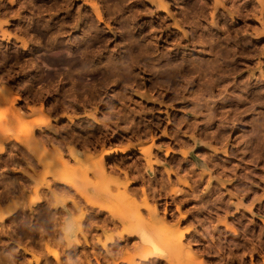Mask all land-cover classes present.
<instances>
[{
	"label": "rangeland",
	"instance_id": "obj_1",
	"mask_svg": "<svg viewBox=\"0 0 264 264\" xmlns=\"http://www.w3.org/2000/svg\"><path fill=\"white\" fill-rule=\"evenodd\" d=\"M14 207L0 264H264V0H0Z\"/></svg>",
	"mask_w": 264,
	"mask_h": 264
},
{
	"label": "bare ground",
	"instance_id": "obj_2",
	"mask_svg": "<svg viewBox=\"0 0 264 264\" xmlns=\"http://www.w3.org/2000/svg\"><path fill=\"white\" fill-rule=\"evenodd\" d=\"M21 2V1H20ZM27 3V2H26ZM183 7V6H182ZM50 8V7H49ZM238 10V9H237ZM3 11V10H2ZM57 28V27H56ZM48 36V35H47ZM203 37V36H202ZM199 38V37H198ZM133 41V40H132ZM147 42V41H146ZM207 42V41H206ZM137 43V42H136ZM105 45V44H104ZM133 45V44H132ZM137 45V44H136ZM138 47V46H137ZM140 48V47H139ZM211 49V48H210ZM147 50V49H146ZM226 50V49H225ZM224 51V50H223ZM109 52V51H108ZM209 52V51H208ZM145 53V52H144ZM96 56V55H95ZM137 56V55H136ZM219 56V55H218ZM136 59V58H135ZM224 59V58H223ZM107 61V60H106ZM170 61V60H169ZM203 61V60H202ZM216 61V60H215ZM86 62V61H85ZM145 62V61H144ZM156 62V61H155ZM168 62V61H167ZM178 62V61H177ZM70 63V62H69ZM154 63V62H153ZM207 63V62H206ZM140 64V63H139ZM225 64V63H224ZM63 65V64H62ZM111 65V64H110ZM184 65V64H183ZM194 65V64H193ZM66 66V65H65ZM138 66V65H137ZM172 66V65H171ZM144 67V66H143ZM169 67V66H168ZM176 67V66H175ZM181 67H183V66H181ZM201 67V66H200ZM180 68V67H179ZM195 68V67H194ZM207 68H210V67H206V69ZM95 69V68H94ZM93 70V69H92ZM122 70V69H121ZM172 70V69H171ZM180 70V69H179ZM200 70V69H199ZM198 70V71H199ZM226 70V69H225ZM181 71V70H180ZM192 71V70H191ZM196 71V70H195ZM205 71V70H204ZM188 72V71H187ZM197 72V71H196ZM196 72H193V73H196ZM226 72V71H225ZM133 73V72H132ZM182 73V72H181ZM180 73V74H181ZM192 73V74H193ZM201 73V72H200ZM204 73V72H203ZM220 73V72H219ZM177 74V73H176ZM131 75V74H130ZM175 75V74H174ZM187 75V74H186ZM198 75V74H197ZM211 76V75H210ZM171 77H172V75H171ZM186 78V77H185ZM199 78V77H198ZM203 79V78H202ZM178 80V79H177ZM122 83V82H121ZM157 85V84H156ZM162 85V84H161ZM216 86V85H215ZM89 87V86H88ZM127 87V86H126ZM249 87V86H248ZM225 88V87H224ZM199 89V88H198ZM65 92V91H64ZM68 94V93H67ZM175 97V96H174ZM123 98V97H122ZM125 98H127V97H125ZM192 98V97H191ZM256 98V97H255ZM57 99V98H56ZM10 100V99H9ZM253 100H254V98H253ZM54 102V101H53ZM63 102V101H62ZM243 104V103H242ZM83 107V106H82ZM199 107V106H198ZM122 108V107H121ZM182 108V107H181ZM71 109V108H70ZM35 110V109H34ZM122 110V109H121ZM128 111V110H127ZM39 112H40V110H39ZM203 113V112H202ZM128 115V114H127ZM211 116V115H210ZM41 117V116H40ZM122 118H124V117H122ZM180 122V121H179ZM139 123V122H138ZM37 124V123H36ZM157 124V123H156ZM134 125V124H133ZM37 126V125H36ZM104 126V125H103ZM38 127V129L40 128L39 127V125L37 126ZM35 130H37L36 128H32L30 131H28V133H32L33 134V132L35 131ZM142 132V131H141ZM105 133V132H104ZM92 136V135H91ZM251 138V137H250ZM51 139V138H50ZM182 140V139H181ZM70 141V140H69ZM94 141V140H93ZM60 143V142H59ZM37 144H38V141H37ZM94 144V143H93ZM39 146V145H38ZM87 147V146H86ZM127 152V151H126ZM107 153V152H106ZM123 153H125V152H123ZM26 155V154H25ZM106 156V155H105ZM101 159V158H100ZM98 162L99 161H97L96 163H94V165L95 166H97L98 165ZM100 163V162H99ZM134 164V163H133ZM131 166V165H130ZM177 166V165H176ZM175 166V167H176ZM189 167V166H188ZM9 168V167H8ZM107 168V167H106ZM109 169H110V167H109ZM112 169H113V167H112ZM114 171V170H113ZM94 175L95 174H101L100 172H99V170H93L92 169V171H91ZM137 174V173H136ZM189 174V173H188ZM63 175H66V174H64L63 173ZM57 178V177H56ZM55 178V180H58V181H60L59 179H56ZM58 183H60V182H58ZM131 182H129V184H130ZM78 185V184H77ZM84 185H85V183H84ZM89 185V184H88ZM69 188H72V189H74V191H76L77 193H79L80 194V196L81 197H83L87 202H88V199L86 198V196H83L82 195V193L80 192V190L79 189H77V186L76 185H67ZM79 187V186H78ZM85 187V186H84ZM83 187V188H84ZM126 185H125V189H126ZM28 188V187H27ZM130 188V187H129ZM7 189V188H6ZM131 189V188H130ZM156 189V188H155ZM5 191V190H4ZM133 191V190H132ZM82 192L84 193V190H82ZM131 192V191H130ZM134 192V191H133ZM131 193V194H134V193ZM11 194V193H10ZM39 194V193H38ZM45 195V194H44ZM66 195V194H65ZM87 195V194H86ZM11 197V196H10ZM88 197H91V196H88ZM35 198V197H34ZM45 198V197H44ZM79 198V197H78ZM43 198H41V197H36L35 199H33L32 200V202H31V204L32 205H38V204H40V203H42V200ZM176 199V198H175ZM97 200V199H96ZM20 202V201H19ZM47 202H48V199H47ZM210 202V201H209ZM100 203V202H99ZM142 203H144V202H142ZM17 204V203H16ZM91 204V203H90ZM145 206V208H148L146 205H144ZM50 208V207H49ZM16 211V207H14V208H11V209H9V210H7V211H0V213H1V215H0V220H3L5 217V215H12L14 212ZM190 211V210H189ZM25 213V212H24ZM62 213V212H61ZM194 213V212H193ZM43 215H44V213H43ZM54 215V214H53ZM65 215V214H64ZM45 216V215H44ZM59 216V215H58ZM63 216V215H62ZM52 217V216H51ZM59 217H61V216H59ZM82 217V216H81ZM47 218V217H46ZM205 218V217H204ZM53 219V218H52ZM58 219V218H57ZM56 219V220H57ZM199 219V218H198ZM201 219V218H200ZM55 220V219H54ZM54 220H53V222H52V224H54ZM150 220H151V222L152 221H156V219H155V216H154V214L153 215H151V218H150ZM35 221V220H34ZM45 221V220H44ZM61 221V220H60ZM105 221V220H104ZM124 221V220H123ZM25 222V221H24ZM48 222V221H47ZM136 222V221H135ZM207 222V221H206ZM38 223V222H37ZM42 223H44V222H42ZM46 223V222H45ZM51 223V222H50ZM93 223V222H92ZM104 224V223H103ZM113 224V223H112ZM116 224V223H115ZM135 225H136V223H134ZM133 224V226H131V225H126L125 223H123V227L125 228V229H129V231H130V229H132L131 231H132V234L134 233V235H137L138 236V238H139V240H140V242H141V244H146V245H152V241H151V236H150V233L149 232H151V231H149V228L151 227V224L149 223V224H147V225H145V226H143V224L142 225H140V223H137V224H139V226L138 225H134ZM117 225V224H116ZM225 225V224H224ZM35 226V225H34ZM38 226V225H37ZM54 226V225H53ZM52 226V227H53ZM115 226V225H114ZM228 226V225H227ZM226 226V227H227ZM118 227V226H117ZM122 227V228H123ZM152 227H153V225H152ZM68 228V227H67ZM114 230V229H113ZM152 230V229H151ZM233 230V229H232ZM131 231L130 232H126V234H131ZM149 231V232H148ZM209 231V230H208ZM205 232V231H204ZM4 233V232H3ZM64 233H65V235H66V237L67 238H72V237H74V235H75V230L74 229H72L70 226H69V228L67 229V230H65L64 231ZM88 233V232H87ZM94 233V232H93ZM58 234V233H57ZM154 235V234H153ZM17 236V235H16ZM19 236V235H18ZM184 236V235H183ZM209 236V235H208ZM213 236V235H212ZM54 237V236H53ZM66 237H64L65 239H67ZM24 238V237H23ZM121 238H123L122 236H121ZM120 238V239H121ZM163 238V237H162ZM47 239V238H46ZM124 239V238H123ZM158 239V238H157ZM16 240V239H15ZM73 240V239H72ZM74 240H76V238H74ZM220 240V239H219ZM36 241V240H35ZM221 241V240H220ZM156 242V241H155ZM20 243V242H19ZM70 243V242H69ZM68 243V244H69ZM116 243H117V241H116ZM171 243H172V241H171ZM236 244H238V243H236ZM31 245V244H30ZM53 245H55V243L53 244ZM58 245V244H57ZM176 245L177 244H175V246L174 247H172L171 248V250H170V254L172 253V254H174V255H176V253H178L179 251L178 250H180L178 247H176ZM210 245V244H209ZM60 246V245H59ZM73 246V245H72ZM212 247V246H211ZM240 247V246H239ZM10 248V247H9ZM93 248V247H92ZM108 248V247H107ZM163 248V247H162ZM35 250V249H34ZM111 250V249H110ZM58 251V250H57ZM93 251V250H92ZM85 252V251H84ZM111 252V251H110ZM207 252V251H206ZM94 253V252H93ZM116 253V252H115ZM196 253V252H195ZM214 253V252H213ZM103 254V253H102ZM167 254H168V252H167ZM77 255V254H76ZM81 255V254H80ZM39 256H41V255H39ZM100 256V255H99ZM53 257L58 261L59 260V256L57 255V254H53ZM83 257V256H82ZM12 258V257H11ZM69 258V257H68ZM75 258V257H74ZM78 258V257H77ZM154 258H157V259H160V260H163V261H165L167 264H169V257L167 258V256L165 257V256H162L161 254H158V251H157V248H156V246L155 245H152V249H145V251H144V253L142 254V256H141V261L142 262H149V260L150 259H153L154 260ZM230 259V258H229ZM11 260V259H10ZM80 260V259H79ZM122 261H126L128 264H133V259H125V258H122L121 259ZM189 260L190 261H188L187 263L188 264H201L199 261H197L196 260V257L195 256H190V258H189ZM82 261V260H81ZM84 261V260H83ZM204 261V260H203ZM159 262V261H158ZM48 263V262H47ZM66 263V262H65ZM78 263V262H77ZM3 264V263H2ZM218 264V263H217Z\"/></svg>",
	"mask_w": 264,
	"mask_h": 264
}]
</instances>
